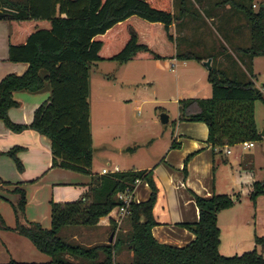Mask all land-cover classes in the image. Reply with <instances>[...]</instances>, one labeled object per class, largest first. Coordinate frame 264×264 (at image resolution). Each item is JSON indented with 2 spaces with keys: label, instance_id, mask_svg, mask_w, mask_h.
Listing matches in <instances>:
<instances>
[{
  "label": "trees",
  "instance_id": "trees-1",
  "mask_svg": "<svg viewBox=\"0 0 264 264\" xmlns=\"http://www.w3.org/2000/svg\"><path fill=\"white\" fill-rule=\"evenodd\" d=\"M224 2L243 14L250 29V44L239 50L250 57L264 54V6L254 9L252 0ZM0 10L5 12L0 18L8 23L6 59L26 64L21 73L0 77V118L14 131L28 127L44 134L49 141L50 166L91 173L89 66L98 60L174 57V16L169 0H0ZM176 55L202 58L190 52ZM207 80L211 95L180 100V119L205 122L212 147L261 138L254 120V101L264 96L254 82L231 78L213 65ZM15 91L48 92L28 123H14L6 116L7 108L17 104L12 96ZM135 178L145 179L150 191L144 200L130 201L129 228L122 230L116 227L121 217L114 215L119 203L115 193L132 186ZM251 185L252 198L264 193V179ZM0 188L16 195L11 201L18 218L16 230L50 256L41 263L10 260L0 264H264V241L258 236L259 250L254 247L229 256L220 253L217 214L233 203L226 193H194L198 218L181 223L194 234L190 242L175 246L157 241L150 231L155 223L151 169L91 173L81 198L50 201L48 228L21 219V188L5 189L2 180ZM102 217L114 234L111 242L84 244L59 233L69 225L91 228ZM124 248L130 252V260L114 259Z\"/></svg>",
  "mask_w": 264,
  "mask_h": 264
},
{
  "label": "rangeland",
  "instance_id": "rangeland-1",
  "mask_svg": "<svg viewBox=\"0 0 264 264\" xmlns=\"http://www.w3.org/2000/svg\"><path fill=\"white\" fill-rule=\"evenodd\" d=\"M252 2L255 4L254 9H257L264 0ZM221 3L228 4L224 0ZM236 13V17L226 16L221 24L218 19L210 21L207 24L205 44L201 43V50L194 48L192 51L195 54L208 53L207 58L214 59L219 53L224 57L228 56L227 59L234 56L238 62L235 63L237 73L238 71L242 73L244 56L234 50V46L240 43L246 46L250 44V29L243 14ZM7 28V19L0 18V34L6 52ZM247 57L249 61L245 63L246 69L254 74L255 83L261 87L264 85V54ZM173 58L130 59L124 63L98 60L94 61L93 65L90 64L88 121L92 154L91 171L94 168L99 171L105 167L111 169L113 164H116L119 170H128L132 166H145L148 163L151 166L148 169H151L153 180L161 171V165L158 167L157 165L160 162L166 163V157L167 159L173 157L174 160L177 157H186L188 153H182L181 145L170 148L166 153L172 142L170 135L174 132V123L182 115L180 100L209 97L211 86L207 80V69L203 64H195V60L187 61V58L183 57ZM2 61L12 62L7 59ZM2 61L0 60V63H3ZM169 61L175 63L173 70L169 68ZM239 76L246 78V75ZM42 93L43 91L13 92L12 96L17 104L7 108V118L14 123L29 122L32 111L41 102L37 100ZM261 93L264 96V90H261ZM46 96L44 94L45 98ZM160 113L167 115L166 122L160 121ZM254 120L257 130L260 131L264 126L263 98L254 101ZM29 129L26 127L14 131L0 118V180L3 181L5 189H11L14 185L22 189L21 219L34 221L41 227L48 228L50 201L81 198L87 191L91 173L50 166L48 138L33 130L39 135L34 141L35 136L28 132ZM178 137L184 136L178 133ZM13 147H15L13 151L8 152ZM227 148L230 149V153H226ZM210 149V157L214 158L212 172L216 180L222 181L226 188L225 192H220L222 187L216 182L217 191L213 193L230 194L233 200L230 206L220 211L234 204L232 209L235 215H243L248 220L240 226V230L226 231L223 236L222 246L226 252L223 254L226 256L235 254L232 250H235L236 242L241 244L236 251L239 254L254 248L253 243L247 245V242L253 239L255 227L260 223L259 213L264 207V196L258 194L252 198L250 195L252 182L264 179V136L253 140V145L248 148H243V142H237L224 146L216 145ZM154 157L157 159L152 161ZM189 157L184 158V165ZM106 171L104 169L102 172ZM166 182L170 193L183 191L182 178L174 181L168 175ZM134 188V201L145 199L150 191L147 181L141 178L135 183ZM156 195L155 186V197ZM17 219L11 201L0 197V263H7L10 260L41 263L49 260L48 254L38 251L25 235L16 230ZM107 227L108 230H105L106 233L101 238L103 242L107 240L110 232V226ZM116 227L122 230L129 228L126 216L117 220ZM181 227L188 229L184 225ZM76 228L78 226H64L59 233L70 239L69 233ZM113 238L114 234L111 241ZM130 257V252L124 248L116 260L126 262Z\"/></svg>",
  "mask_w": 264,
  "mask_h": 264
},
{
  "label": "crops",
  "instance_id": "crops-1",
  "mask_svg": "<svg viewBox=\"0 0 264 264\" xmlns=\"http://www.w3.org/2000/svg\"><path fill=\"white\" fill-rule=\"evenodd\" d=\"M221 1L222 0H169L170 12H172L174 16L172 24L174 33V57H177L176 53L190 52L195 56H199L202 58L199 60L191 57L187 58V61L195 60V64H203L207 69V73L210 67L213 65L217 68L222 69L231 78H237L238 80L251 79L257 88H259L260 90H264V85H262L261 87L257 86V84L255 83L254 74L251 73L250 70L247 71L246 69L245 63L247 60L249 61V59L245 53L239 50V48L246 46L245 44L240 43V45L234 46V50L242 53V56H244L242 60L243 64L241 65L242 73L238 71L239 74L237 73L235 65V63L238 62L234 56L232 57L233 59L231 57L230 59H227L228 56L224 57L219 53L214 59L212 57L207 58L208 53L195 54L192 51V49L194 48L200 49L201 43H203V45L205 44V37L208 33L207 24H209L210 21L218 19L220 20L219 23L221 24L222 19H224L226 16L230 15L231 17H236V12H240L229 4H222ZM262 4L264 3H261V5ZM179 49H181V51ZM222 52L224 53V51ZM5 56L6 51L3 49L2 35L0 34V60H6ZM207 60H209L210 62V67H208L205 63V61ZM5 62L6 61L0 63L2 64L0 65V77H2L5 72H13L19 74L24 70L26 66L24 62ZM124 62L126 61L119 63ZM93 64L94 61L91 62V65ZM206 69L204 70L206 71ZM236 74L237 76H235ZM239 75H241L242 77L246 75V78H239ZM42 94L37 101L44 100V94L47 95L48 92L43 91ZM28 132L35 136L34 141H36L37 139L35 140V138H38L39 135L36 132L34 133V131L31 129H29ZM178 133H182V136L184 137H178ZM207 135L208 127L203 121H193L179 118L178 121L174 123V132H172V135H170V141L172 142H170V145L166 149V153L169 152L170 148L174 147V145H172V143H174L175 146L181 145L182 153H188L186 157H189L190 155L191 156L188 158V161L187 163H185V165L183 163V160L186 157H177L176 160H174L173 157H169V159H167L166 157V163L160 162L157 165V167L161 165V171L153 179L155 186L157 187V195L151 208V215L155 223L150 227V231L153 237L159 242L175 246H182L190 242L193 239L194 234L188 229H182L183 227L181 226L183 225L181 223L192 222L197 220L198 218V209L193 196L194 193L209 196L214 191H217L216 182L219 183L222 187L220 192H225L226 188L223 185V182H220L218 179L216 180L215 174H213L212 172L214 158L210 157V148L212 146L207 141ZM250 157L252 159L253 154H251ZM156 159L157 157H154L152 161H155ZM150 167V164L148 165L147 163L145 164V166H132V168H129L128 170L143 168L148 169ZM104 169L107 171H119L116 164H113L111 169H107L106 167ZM104 169L99 171L95 170L94 168L93 171H90L91 173H100ZM168 175H170V178H172L174 181H179L181 178L184 180V185H182L183 191L178 193H170L167 190V182H169V180L167 182L166 180L168 178ZM134 190L135 188H133V195ZM261 196H264V193H262ZM233 206L234 204L231 207L218 212L217 214V223L220 228V242L218 245V249L222 254L226 253L224 247L222 246V240L225 232L240 230V226L245 221H248L243 217V215L236 216L234 209H232ZM259 218L260 223L255 227V231L253 232V239H250V241L247 242V245L248 243H253V246L256 248L257 245H259V247L257 248L258 250L261 248V244L257 243L254 237H261L264 241V207L259 213ZM107 226H109V224L107 223V219H105V217H102L95 226L91 228L78 227L76 228V230L69 233V237L84 244L103 242L101 238L106 233L105 230H108ZM105 242L107 241L105 240ZM240 245L241 244L239 242H236L235 250L232 251H235L236 253L237 249L240 248ZM122 251L123 250L115 254L114 259L119 258Z\"/></svg>",
  "mask_w": 264,
  "mask_h": 264
},
{
  "label": "built area",
  "instance_id": "built-area-1",
  "mask_svg": "<svg viewBox=\"0 0 264 264\" xmlns=\"http://www.w3.org/2000/svg\"><path fill=\"white\" fill-rule=\"evenodd\" d=\"M253 6H255V4L253 3ZM175 65V63L173 61H169V67L173 68ZM264 89V87H263ZM253 145L252 141H243V148H247ZM226 152L229 153L230 149L227 148ZM139 181L138 178H135L133 180V185L132 186H125L122 189L118 190L115 193L116 198L118 199L119 203L116 205V210H115V216L117 217H122V216H126L129 213L128 210V205L130 203V201H133L132 199V195H133V188L135 183H137ZM262 254L264 256V242H263V246H262Z\"/></svg>",
  "mask_w": 264,
  "mask_h": 264
},
{
  "label": "water",
  "instance_id": "water-1",
  "mask_svg": "<svg viewBox=\"0 0 264 264\" xmlns=\"http://www.w3.org/2000/svg\"><path fill=\"white\" fill-rule=\"evenodd\" d=\"M262 6H264V4H262ZM5 12L0 10V16L4 15ZM205 63L207 64L208 67H210V62L209 60L205 61ZM159 119L160 121L163 123V122H166L167 120V115L165 113H160L159 114ZM259 134L261 136H264V126L262 127V129L259 131ZM0 197L4 198V199H7V200H10V201H14L15 198H16V195L13 194V193H10L8 191H5L3 189L0 188ZM234 199V198H233ZM111 237H112V232H109L108 236H107V242H110L111 241Z\"/></svg>",
  "mask_w": 264,
  "mask_h": 264
}]
</instances>
